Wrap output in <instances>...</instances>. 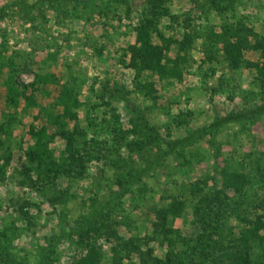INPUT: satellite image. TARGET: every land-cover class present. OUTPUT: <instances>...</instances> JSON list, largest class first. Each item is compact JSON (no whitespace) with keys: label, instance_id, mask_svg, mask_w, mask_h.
<instances>
[{"label":"rangeland","instance_id":"374dc122","mask_svg":"<svg viewBox=\"0 0 264 264\" xmlns=\"http://www.w3.org/2000/svg\"><path fill=\"white\" fill-rule=\"evenodd\" d=\"M149 20L163 36H191L180 81L149 85L138 65L134 28ZM235 22L264 37V0H0V61L11 59L17 79L29 83L50 53L56 82L72 87L79 102L85 133L79 163L52 139L61 177L35 186L39 191L23 183L19 162L6 167L0 264H70L90 246L105 250L114 235L142 236L145 213L172 196L184 204L172 224L174 254L195 264V237L214 225L212 204L232 200L246 211L264 196V83L202 53L207 30ZM154 30L149 48L159 46ZM243 56L261 61L256 53ZM6 105L0 87V110ZM21 106L14 108L12 148L29 142L25 130L37 111ZM226 171L245 179L237 191L224 186ZM155 244L149 246L162 258L165 248Z\"/></svg>","mask_w":264,"mask_h":264},{"label":"trees","instance_id":"16d2710c","mask_svg":"<svg viewBox=\"0 0 264 264\" xmlns=\"http://www.w3.org/2000/svg\"><path fill=\"white\" fill-rule=\"evenodd\" d=\"M149 24L150 20L134 28L133 50L138 65L150 75L152 82L149 85L155 81H180L182 69L187 63L186 52L192 43L191 36L166 37ZM151 30H154L159 41V46L154 48H149ZM202 39V53L208 60H216L219 56L229 69L243 68L250 71L256 81L264 83V37L255 36L249 26L240 22L224 24L218 32L207 30ZM244 53H256L261 61L249 60L243 56ZM51 56L50 53L44 54L38 71L33 73V80L29 83H21L17 79L11 59L8 62L0 61V87L7 102L6 109L0 110V184L12 160L19 162L23 170V183L30 189L39 191L41 188L35 186L52 185L58 180L61 177V164L52 156L49 148L53 138L63 144L62 154L67 159L80 162L78 147L85 133L78 121L79 102L72 87L56 82L53 73L55 66L48 63ZM22 67L19 66V71L25 73L27 69ZM50 86L55 87L53 93ZM43 99L49 101L42 104L40 101ZM18 102L22 104L20 109L23 112L34 108L37 111L30 116L25 130L29 142H19L14 149L9 142L12 130L19 126L14 109ZM34 121L41 123L34 127ZM221 174L226 188L237 191L245 183L238 172L226 171ZM217 205L211 206L217 210L213 219L209 220L214 224L211 230L200 232L195 237V244L198 245L195 264H264V196L256 199L246 211L243 205L232 200H218ZM183 208L180 198L172 196L159 208L145 213L142 236L138 233H131L127 238L114 235L113 243L105 250L90 246L70 264H184L179 260V254H174L177 240L171 236L174 233L173 221L182 217ZM149 216L152 218L149 219ZM225 217L234 220L227 231L222 228ZM199 222L203 224L207 221L201 219ZM147 223L148 226H144ZM151 242H155L158 249L165 248L162 258L154 255L157 248L149 246Z\"/></svg>","mask_w":264,"mask_h":264}]
</instances>
